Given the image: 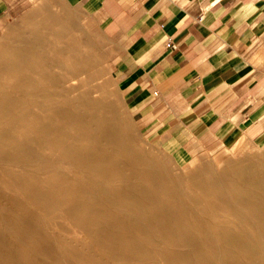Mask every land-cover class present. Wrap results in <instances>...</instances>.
I'll return each instance as SVG.
<instances>
[{
	"label": "bare ground",
	"instance_id": "bare-ground-1",
	"mask_svg": "<svg viewBox=\"0 0 264 264\" xmlns=\"http://www.w3.org/2000/svg\"><path fill=\"white\" fill-rule=\"evenodd\" d=\"M43 15L0 49V264H112L120 248L163 264H264V153L174 174L83 89L99 74L94 51ZM62 222L86 252L49 229Z\"/></svg>",
	"mask_w": 264,
	"mask_h": 264
},
{
	"label": "crops",
	"instance_id": "crops-1",
	"mask_svg": "<svg viewBox=\"0 0 264 264\" xmlns=\"http://www.w3.org/2000/svg\"><path fill=\"white\" fill-rule=\"evenodd\" d=\"M29 1L0 0V39ZM63 1L112 38L133 120L177 160L264 135V0Z\"/></svg>",
	"mask_w": 264,
	"mask_h": 264
},
{
	"label": "rangeland",
	"instance_id": "rangeland-1",
	"mask_svg": "<svg viewBox=\"0 0 264 264\" xmlns=\"http://www.w3.org/2000/svg\"><path fill=\"white\" fill-rule=\"evenodd\" d=\"M41 11H45V14H41ZM42 15L49 17L52 16L54 18H58L59 20H66L70 28V33L74 36V38H77L80 40V42H84L86 44L84 45L87 48H90L94 51L99 61V74H97L94 80L89 82L86 87H83V89L96 90L97 87L98 92H95L94 96L96 98L103 99L107 105L111 106V112L114 114V116H116V118L120 119L119 121H121L120 124L122 128H127L131 132L133 136V142L136 145L141 147L143 146L142 148L145 150L147 148L148 152L152 150L150 153H152V155L158 160L163 159L165 164L174 174L185 175V173H188L190 170L207 165H213V167L219 170L221 167L217 166V159L222 158L224 162H236L245 160L247 158L257 157L264 153V135H262L259 139H255L247 135L244 136L243 134L240 136L235 135L233 140H230L226 143H215L213 147H210L193 157H188L183 161L177 160L173 155L165 151L160 146V143L154 141L152 138L147 137L144 134L142 128H139L137 122L133 120V116L125 103L120 86L112 76V63L118 55L117 48L112 38L106 36L104 32L98 29L93 22L84 18L80 12H77L67 6L63 0H31L27 2L20 16L17 19L11 20L9 23V28L4 31V35L0 39V49L8 43L9 38H12V36L15 37L17 34H20L23 31L22 28L25 26L26 22L31 23L35 19H39ZM112 113L111 115H113ZM234 140L235 142L231 143V141ZM260 149L262 150L260 151ZM33 212L35 214H40L38 209H33ZM67 223L68 222L58 223L57 225L53 224L49 226V229L58 235L59 238L69 239L72 241V244L74 242L75 246H73L79 251L81 250V252H86V245H89L90 240L85 239L81 232L73 234L72 226L70 223ZM165 245L167 244L161 242L159 243V248L163 249ZM174 248L178 247L174 246ZM94 249L95 251H98L99 248L95 246ZM124 252L125 254H123ZM114 255L116 256L106 255L108 258L104 257L103 260H108L109 262L111 261L112 264H139L140 262V264H163L161 259L157 258V256L153 255L145 257V255L143 256L141 254H136L131 249L123 250V248H120ZM121 257H124V260H122ZM118 258H120L121 261ZM127 258H130L129 261L131 262H129Z\"/></svg>",
	"mask_w": 264,
	"mask_h": 264
},
{
	"label": "built area",
	"instance_id": "built-area-1",
	"mask_svg": "<svg viewBox=\"0 0 264 264\" xmlns=\"http://www.w3.org/2000/svg\"><path fill=\"white\" fill-rule=\"evenodd\" d=\"M167 46H168V47H173V48L175 47V46L172 45L171 43H168Z\"/></svg>",
	"mask_w": 264,
	"mask_h": 264
}]
</instances>
